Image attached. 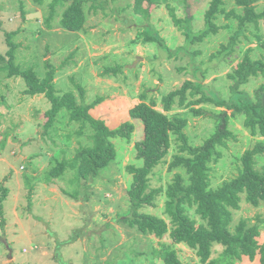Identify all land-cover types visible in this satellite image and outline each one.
I'll use <instances>...</instances> for the list:
<instances>
[{"label": "rangeland", "instance_id": "1", "mask_svg": "<svg viewBox=\"0 0 264 264\" xmlns=\"http://www.w3.org/2000/svg\"><path fill=\"white\" fill-rule=\"evenodd\" d=\"M233 1L225 0L226 12L235 7ZM91 5V1L84 5V29L71 32L57 21L52 29L46 28V7L33 0H0L1 54L8 50L5 32L19 29L14 38L20 44L16 64L22 69L33 67L43 76L48 63L56 70L58 94L72 91L80 101L82 89L86 103L101 98L90 110L94 118L103 120L110 129L126 121L136 127L129 140L112 139L115 158L86 186L71 182L74 171L69 167L60 178L46 183L48 170L63 158H73L77 149L92 142L88 133L76 135L78 125L69 123L65 110L55 121L56 130L45 133L42 112L50 107L49 101L44 95H25L23 79L7 78L0 71V182L9 190L3 201V222L0 216V264H164L155 253L165 246L176 250L182 264H201L195 251L183 243L174 244L169 232L163 237L143 235L121 221L130 213L127 190L132 174L126 168L142 164L135 148L142 138V125L130 117L129 109L143 92L157 99V108L162 109L161 97L183 82L201 84L207 101L186 105L202 96V92L190 96L189 88L185 105L179 106L177 101L167 114L187 120L183 132L192 146L203 144L216 131L219 119L214 115L222 111L232 115L228 123L230 137L225 146L219 147L222 157L218 161L212 157L208 165L212 188L236 177L244 151L264 138L251 135L242 113L218 103L264 101V73L260 70L235 90L230 78L246 56L251 61L263 60L264 22L260 21L256 29L249 25L248 30L239 32L237 20L219 14L215 24L227 28L190 41L188 34L205 26L207 0H156L153 5L143 4L148 7L147 13L136 12L134 0H106L105 10L95 11ZM255 6L257 11L264 10V0H256ZM173 16L183 22L176 23ZM144 32L159 38L175 55L170 56L156 41L144 42ZM236 32L238 39L231 45L230 37ZM222 46L224 52L220 54ZM117 65L121 66L117 72H106ZM5 132L9 135L3 138ZM176 152L173 144L165 162L150 174V188L163 189L155 194L154 206L142 209L167 222L170 218L165 211V189L176 172H184V168L169 169ZM257 162L262 167L264 157H257ZM74 190L78 191L77 197L69 195ZM194 208L188 213L201 222ZM240 219L258 224L257 240L264 244V201L254 206L243 194L232 227ZM221 250L215 245L212 256ZM235 264L261 263L259 255L253 260L244 255Z\"/></svg>", "mask_w": 264, "mask_h": 264}, {"label": "trees", "instance_id": "2", "mask_svg": "<svg viewBox=\"0 0 264 264\" xmlns=\"http://www.w3.org/2000/svg\"><path fill=\"white\" fill-rule=\"evenodd\" d=\"M33 1L39 6L46 7L43 18L46 28L52 29L53 23L57 21L59 26L71 32H81L84 29L86 22L84 5L87 2H92L91 6L95 11L98 8L106 9V0ZM207 1L208 8L204 13L205 26L199 32L188 34L190 41L202 40L209 34H216L220 29L227 28L226 25L215 24L219 14H224L227 19L237 20L239 32L248 30L249 25H253L256 29L260 21L264 22V10L257 11L256 0H234L235 7L228 12L225 9V0ZM155 2L156 0H134V9L138 13H147L148 7L144 8L143 4L153 5ZM238 8L241 12L237 11ZM22 13L25 15L24 10ZM175 19L176 23L183 22V20ZM185 21L189 22L187 18ZM239 32L230 37L231 45L236 43ZM18 33L19 29L5 32L8 50L6 54L0 53V71H4L7 78L23 79L25 95L30 97L44 95L49 101L50 107L42 112L46 118L42 125L45 133L56 130L55 121L60 112L65 110L68 112L69 123L78 125L75 130L76 135L88 133L87 137L92 142V145L77 149L73 158H63L48 170L45 182L51 183L54 179L60 178L66 167H69L74 171L71 182L78 187L86 186L88 181L98 178L100 171L115 158V144L112 139L119 137L129 140L136 127L133 122L126 121L120 127L110 129L103 120L94 118L90 110L101 102V98L98 97L95 101L86 103L82 89H79L80 101L72 91L58 94L54 82L56 70L48 63L49 69L43 76L38 75L33 67L22 69L15 63L16 50L20 44L15 42L14 38ZM144 35V42L156 41L170 56L174 54L159 38L149 36L148 32H144ZM256 37L261 38L259 34ZM223 52L224 46L220 54ZM118 69H121L120 65L107 68L106 72H117ZM258 70L264 73V57L263 60L251 61L246 56L237 64L235 75H230L233 81L232 89L235 90L242 83H246L248 77L255 75ZM189 88L190 96L196 92H202V96L196 100H189L186 105L208 100L201 84L185 81L179 88L161 97L162 109L157 108V99L148 98L146 92H143L139 101L129 109L130 117L142 125V138L135 144L136 158L142 160V164L130 165L126 168L132 174V182L127 190L130 213L122 216L121 221L128 223L143 235L163 237L169 232L173 243H183L193 249L201 264H235L244 255L250 260L259 255V262L264 264V244H260L257 240L260 233L258 224H250L247 219H240L233 227L231 225L234 211L240 208L243 194L254 206H259L264 201V165L257 166V157H264V140L257 141L252 148L244 151L240 157V168L236 177L224 181L217 188H212L208 164L212 157L215 156V161L222 157L219 147L225 146L226 140L230 137L228 123L232 115L227 114L226 111L214 115V118L219 119L216 131L205 139L203 144L192 146L188 136L183 132L187 120L177 115L167 114L177 101L179 106L185 105L186 92ZM218 104L234 108L235 112L242 113L245 116L244 126L250 130L251 135L264 138V101L242 105H228L225 102ZM8 135L9 132H5L3 138ZM173 144L176 145L177 152L173 155L169 169L184 168V172H176L172 182L165 189L167 196L165 211L170 218L167 222L162 217L143 212L142 209L145 206H154L155 194L163 189L162 187L150 188V174L155 167L165 162V157ZM8 192V188L0 182L2 222L4 221L3 201ZM77 192L74 190L69 195L77 197ZM193 207L201 222H197L189 215L188 209ZM215 245L221 246L222 250L216 256H212ZM155 254L163 260L164 264H182L176 250H170L169 246L156 251Z\"/></svg>", "mask_w": 264, "mask_h": 264}]
</instances>
